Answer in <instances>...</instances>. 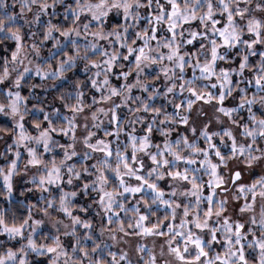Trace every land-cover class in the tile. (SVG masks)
<instances>
[{
    "label": "snow or ice",
    "instance_id": "6c2138e0",
    "mask_svg": "<svg viewBox=\"0 0 264 264\" xmlns=\"http://www.w3.org/2000/svg\"><path fill=\"white\" fill-rule=\"evenodd\" d=\"M0 45V264H264V0H0Z\"/></svg>",
    "mask_w": 264,
    "mask_h": 264
},
{
    "label": "trees",
    "instance_id": "16d2710c",
    "mask_svg": "<svg viewBox=\"0 0 264 264\" xmlns=\"http://www.w3.org/2000/svg\"><path fill=\"white\" fill-rule=\"evenodd\" d=\"M7 3H9L11 5L12 3V0H7ZM12 11H16V12H19V4L17 3L16 5L12 6L11 9ZM56 20H60L61 17H57L55 18ZM29 29H28V26L25 25L24 26V31L27 32ZM33 30H36V31H40L41 30V26L37 25V26H34ZM25 39H28V37L26 36ZM37 39H39L37 37ZM10 43V42H9ZM29 43H31V40H29ZM3 47L4 45H0V58H2L3 56H6V55H9L10 56V52H5L3 50ZM51 47V42H48L46 43V45L44 47H42L41 49V55L42 56H47L48 54V49ZM256 59H258V57H256ZM0 63H2V59H0ZM188 75L190 76L191 73L188 72ZM66 77H67V81H72L74 79H76L77 77H79L80 79H84L85 78V74L82 73V64L78 66V69H73L72 71H70L69 73L66 74ZM234 78L235 79H239V77H236L235 74H234ZM32 83V84H39L40 83V80H39V77H33V76H29L28 79L25 81V86L21 89L22 93L26 96H29V100H28V104L29 106L33 105V104H36V103H39L40 100H43L45 104L48 103V101L51 99V96L53 95V90L52 89H45V88H34L32 89V92H35L37 95L36 96H32L29 92V88H28V84ZM47 83H52V81H48ZM242 86H247V85H243ZM249 87V94H251V92L253 91V88L252 86H248ZM87 91V90H86ZM92 94H95L94 92ZM236 99L238 100V96L236 95L235 96ZM230 100V103H227L229 105L232 104L233 102V98H228L227 101ZM165 102L164 99L162 97H157L156 98V103L157 104H160V103H163ZM57 106H59L57 104ZM167 110L168 111H173V108H172V105L171 103L169 102L168 103V106H167ZM254 110L258 111L259 112V105H256ZM122 115H127V110L126 109H122ZM246 109L245 110H241L240 113H239V116L240 117H243V118H246ZM8 122L7 121H3V120H0V124H7ZM26 123H28V125L30 126V120L28 118H26ZM10 126V124H9ZM137 129L139 130L141 127H143V125H140V124H137L136 125ZM174 128H176V131L173 132V137H175L176 135V132H180L179 130V126H173ZM98 131V134L99 135H102L103 134V131L102 129L101 130H97ZM181 133V132H180ZM125 139V137L122 135L121 136V140L123 141ZM161 139V137L159 136V134L157 133L156 134V140L159 141ZM62 142H66V138H61ZM0 142H1V137H0ZM201 146H203V138H200V140L198 141ZM8 143H11V140H8L4 146L1 148L2 144H0V152H5V146L6 144ZM10 155V154H9ZM47 155V154H46ZM76 159V158H74ZM4 161L2 159H0V164H2ZM256 175V174H254ZM254 175L251 177L254 178ZM206 179V178H205ZM0 183H2V181H0ZM166 181H164L162 183V186H165L167 187V185L165 184ZM15 187H16V201H24V202H27V201H32V200H35V198L38 196V192L36 191H33L31 193H28V192H25L23 195H21V188H30L31 187V184L27 182V179H19V182L15 184ZM79 202V200L77 201ZM9 207H12L14 211L17 212V214H21V213H25L26 214V209L22 206H18V205H9L7 203V201L0 197V208H9ZM160 215L163 214V212L161 211V213H159ZM89 216H92L91 212L88 213ZM93 220H95L94 217H92ZM43 228V232H48L49 229L47 228ZM96 230V228H95ZM39 235H42V233H38V236ZM63 239L65 240L66 242V245H70L71 241H72V238L71 237H63ZM7 240V237L3 236L2 234H0V241H6ZM5 247L6 246H9L8 243H5L4 245ZM11 246H18L17 242L15 241H12L11 242ZM89 246H90V242H89ZM30 260L32 261V264H36V261H39L40 264H45V260L46 258L45 257H38L36 256L35 254H32L31 257H30Z\"/></svg>",
    "mask_w": 264,
    "mask_h": 264
},
{
    "label": "rangeland",
    "instance_id": "374dc122",
    "mask_svg": "<svg viewBox=\"0 0 264 264\" xmlns=\"http://www.w3.org/2000/svg\"><path fill=\"white\" fill-rule=\"evenodd\" d=\"M26 15H27L28 19H31V14H30V13H26ZM111 15H113V14H110V16H111ZM121 20H122V18H121ZM106 24H107L108 27H111V24L108 23L107 21H106ZM94 26H95V25L93 24V27H94ZM194 26H195V25H194ZM81 39H83V38H81ZM32 59L35 60V59H37V58H36V57H32ZM82 68H83V65H82ZM148 71H151V69H149ZM82 73H83V71H82ZM189 73H191L190 70H189ZM84 74H85V73H84ZM8 83H10V81H9ZM8 83L0 84V88H6V87H8ZM253 87H254V86H252V88H253ZM236 95H237L236 93L233 94L234 97H235ZM227 100H228V99H227ZM226 103H230V100L227 101ZM197 106H199V104H198ZM197 106H194V108L197 107ZM204 108H205V112L208 114L206 117H199V118H197V114H196L195 111H193V112L191 113L192 117H193L194 119H197V120H198V123H199V121H205V122H206L207 118H210V117H211V108H210V106L205 105ZM0 120H3V121H7V122H9L10 118L3 116V114H0ZM105 123H107V120L105 121ZM210 127H211V126H210ZM178 128H179V130H180L181 133L186 132V126H179ZM93 131H97V129H93ZM188 134H189L190 137L193 136V134H191V133H188ZM196 135H198V133H197ZM0 137H1V142H0V144H2V146H1V148H2V147L4 146V144H5L8 140H10V139H5L4 136H0ZM78 151H79V149H78ZM253 172H254V174L258 175V174H259V166H257V167L253 170ZM254 174H249L248 172H245V173H244V176L241 178V181H240V182H242V183H250V182H251V177H252ZM19 179H27V177H23V178H19V177H18L16 183L19 182ZM165 184L167 185V183H165ZM16 190H17V189H16ZM133 202H134V201H128L129 204H131V203H133ZM257 211H259L258 207H257ZM91 214H92V213H91ZM122 215H123V213H122ZM93 217H94V216H93ZM37 218H40V217L37 216ZM94 218H95L94 221H96V226H95V228H96V232H97V235H99V233H98V229H99L100 224H99V221H97L96 217H94ZM42 227L47 228V229H49V230L51 229V225H44V226H42ZM61 232H63V228H61ZM2 235L6 237V235H4V234H2ZM62 239H63V237H62ZM105 239H106V238H105ZM126 240H128L129 243H125L124 241H121V242L119 243V245H117V247H128V248H130V250H131L132 248H134V245H135L136 243H143V244H145L146 246H150V245L153 243V241H156L157 243H159L160 240H161V238H158V237H144V238H142V239H138V238H136V237H126Z\"/></svg>",
    "mask_w": 264,
    "mask_h": 264
}]
</instances>
